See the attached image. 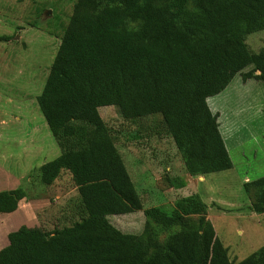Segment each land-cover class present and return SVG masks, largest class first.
Returning a JSON list of instances; mask_svg holds the SVG:
<instances>
[{
    "label": "trees",
    "instance_id": "16d2710c",
    "mask_svg": "<svg viewBox=\"0 0 264 264\" xmlns=\"http://www.w3.org/2000/svg\"><path fill=\"white\" fill-rule=\"evenodd\" d=\"M262 29L264 0H76L36 96L59 154L28 174L39 187L68 173L77 191L72 218L49 231H10L0 264H264V244L229 259L197 193L177 197L170 212L145 208L139 234L113 226L107 216L142 202L98 112L114 105L126 121L159 114L189 175L231 168L206 99L237 73L264 86V45L254 52L246 44ZM247 182L245 191L256 189L250 209L264 214V176ZM28 188L0 190V213L31 199Z\"/></svg>",
    "mask_w": 264,
    "mask_h": 264
},
{
    "label": "rangeland",
    "instance_id": "374dc122",
    "mask_svg": "<svg viewBox=\"0 0 264 264\" xmlns=\"http://www.w3.org/2000/svg\"><path fill=\"white\" fill-rule=\"evenodd\" d=\"M75 1L0 0V175L8 174L22 185L33 169L59 154L36 96ZM149 32L150 28L144 34ZM246 44L256 52L264 45V29L250 32ZM206 102L213 113L218 112L219 130L232 167L204 175L186 172L159 114L126 121L114 105L98 108L116 133L115 145L142 202L138 211L107 218L120 231L139 234L145 223V208L158 206L170 212L177 197L197 193L229 259L238 262L264 244V214L250 209L256 189L250 185L244 190L245 182L250 184L247 181L264 176V86L258 80L243 81L237 73ZM26 184L28 194L40 192L46 198L44 205L30 211L39 224L34 226L49 231L70 223L72 217L68 216L77 191L68 173L63 172L56 182L41 189ZM13 187L16 184L8 186L0 177V190ZM25 214L23 210L22 216ZM5 218L6 226L0 220V248L10 231L23 225L19 222L12 228V219Z\"/></svg>",
    "mask_w": 264,
    "mask_h": 264
},
{
    "label": "crops",
    "instance_id": "0c3cea01",
    "mask_svg": "<svg viewBox=\"0 0 264 264\" xmlns=\"http://www.w3.org/2000/svg\"><path fill=\"white\" fill-rule=\"evenodd\" d=\"M256 74L258 72H255ZM248 80H252L253 82H255V79H248ZM259 82V81H258ZM218 114V112H216ZM217 120H218V116H217ZM225 126V125H224ZM220 128V126H219ZM223 130H225L226 132V129L225 127L223 128ZM220 131V130H219ZM1 178H5L6 179V182H7V185L8 186H14L16 184V187L19 186L20 182L18 180H15L13 179L11 176H9L8 174H4V173H1L0 175ZM30 179H28V175L26 178H24V185L23 186H27L26 183L29 182ZM57 181V179L55 180V182ZM23 183V182H22ZM22 185V184H20ZM29 186V185H28ZM16 187H13V188H16ZM36 188H39L41 189L42 186H35ZM43 187H48V186H43ZM40 192H33V193H29L31 194L30 196L32 197L31 199H26V198H22L19 203H18V206L17 208L12 211L14 212L13 214H5V215H2L0 216V220L3 219V225L6 226V218L5 217H10L12 219V222L11 224H9L10 227L14 228L16 227V225H18V223L20 222H23V225H26L28 227H32L34 225H39L38 224V221H37V217L35 216V214L33 213L32 217L30 215V211L33 209V211L35 212V210L37 209V207H40L41 205H44L43 203H45V196H42V195H39ZM41 201V202H40ZM47 202H49V200H47ZM23 210H26V214H25V217L22 216V212ZM11 213V212H9ZM15 215H17L18 217H15ZM11 219L9 220V222L11 221ZM8 222V223H9ZM5 239H7V237H5ZM7 244V240H6V243H4V245Z\"/></svg>",
    "mask_w": 264,
    "mask_h": 264
},
{
    "label": "water",
    "instance_id": "95a60500",
    "mask_svg": "<svg viewBox=\"0 0 264 264\" xmlns=\"http://www.w3.org/2000/svg\"><path fill=\"white\" fill-rule=\"evenodd\" d=\"M256 72H258V71H256Z\"/></svg>",
    "mask_w": 264,
    "mask_h": 264
},
{
    "label": "clouds",
    "instance_id": "9594fccd",
    "mask_svg": "<svg viewBox=\"0 0 264 264\" xmlns=\"http://www.w3.org/2000/svg\"><path fill=\"white\" fill-rule=\"evenodd\" d=\"M256 72V71H255Z\"/></svg>",
    "mask_w": 264,
    "mask_h": 264
}]
</instances>
